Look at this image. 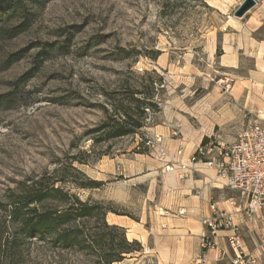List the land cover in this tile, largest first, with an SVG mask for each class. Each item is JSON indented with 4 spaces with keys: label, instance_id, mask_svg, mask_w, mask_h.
Masks as SVG:
<instances>
[{
    "label": "rangeland",
    "instance_id": "1",
    "mask_svg": "<svg viewBox=\"0 0 264 264\" xmlns=\"http://www.w3.org/2000/svg\"><path fill=\"white\" fill-rule=\"evenodd\" d=\"M242 1L40 0L27 13L1 14L3 31L29 19L22 32L0 34V94L12 93L0 105L4 222L19 182L64 169L73 155L83 161L72 164L78 179L97 187L56 185L103 206L106 223L142 247L113 264H233L228 230L203 245L212 203L232 214L255 254L245 200L205 164L242 127L264 124V0L236 17ZM133 98L153 104L140 113L142 127L97 139L93 131L134 108ZM37 259L98 264L94 251L50 248Z\"/></svg>",
    "mask_w": 264,
    "mask_h": 264
},
{
    "label": "trees",
    "instance_id": "2",
    "mask_svg": "<svg viewBox=\"0 0 264 264\" xmlns=\"http://www.w3.org/2000/svg\"><path fill=\"white\" fill-rule=\"evenodd\" d=\"M40 0H0V15L14 14L26 11L30 5L38 4ZM29 19L23 20L8 31L0 27V34L14 36L26 28ZM23 76L22 78H24ZM11 92L0 94V105L11 102ZM136 114L130 105L120 112H115L109 119L93 132H98L101 141L122 137L135 133L142 127L144 108L153 106L148 100L133 98ZM147 105L146 107H144ZM64 169H55L52 173L27 177L19 182L13 194L9 195L10 209L7 212L8 222L0 216V264H43L38 260L41 252L50 248L61 251L83 252L94 251L98 264H113L141 250L137 240H128L125 231L117 225H109L105 221L106 210L98 203L80 200L70 193L63 183L70 180L80 188H95L97 182L92 179L79 180L84 174L73 166V161L83 163L81 159L71 156ZM70 171V177L67 175ZM60 173V175H55ZM71 178V179H67ZM5 206L0 201V212ZM99 217L101 225L87 229L85 220ZM34 252V255H33Z\"/></svg>",
    "mask_w": 264,
    "mask_h": 264
},
{
    "label": "built area",
    "instance_id": "3",
    "mask_svg": "<svg viewBox=\"0 0 264 264\" xmlns=\"http://www.w3.org/2000/svg\"><path fill=\"white\" fill-rule=\"evenodd\" d=\"M181 152V150H179ZM195 162V157L191 158ZM205 164L214 169L218 178L231 191L245 200L243 214L246 226L255 241V250L264 255V124H247L232 143H222ZM212 215L203 217L207 229L203 245H216V233L228 230L225 238L234 256L233 264H245L254 259L246 253L240 229L232 214L210 205Z\"/></svg>",
    "mask_w": 264,
    "mask_h": 264
},
{
    "label": "water",
    "instance_id": "4",
    "mask_svg": "<svg viewBox=\"0 0 264 264\" xmlns=\"http://www.w3.org/2000/svg\"><path fill=\"white\" fill-rule=\"evenodd\" d=\"M255 3V0H243L235 9L233 15L236 17H241L246 11L253 7Z\"/></svg>",
    "mask_w": 264,
    "mask_h": 264
},
{
    "label": "crops",
    "instance_id": "5",
    "mask_svg": "<svg viewBox=\"0 0 264 264\" xmlns=\"http://www.w3.org/2000/svg\"><path fill=\"white\" fill-rule=\"evenodd\" d=\"M250 18H252V16L251 17H248L247 21H250ZM121 222H124V224H126V221H121ZM125 227L127 228L126 225H125ZM244 246L246 247L245 242H244ZM255 251H256L255 254L252 252V250L251 251H248L249 253H252V256L254 257V259L251 260V262H253L252 264H264V255H262V257H261V256H259V252L257 250H255Z\"/></svg>",
    "mask_w": 264,
    "mask_h": 264
},
{
    "label": "bare ground",
    "instance_id": "6",
    "mask_svg": "<svg viewBox=\"0 0 264 264\" xmlns=\"http://www.w3.org/2000/svg\"><path fill=\"white\" fill-rule=\"evenodd\" d=\"M259 67H260V71L259 72L264 73V66L261 64ZM258 87H261V85H258ZM110 220L114 221L115 219L114 218H110Z\"/></svg>",
    "mask_w": 264,
    "mask_h": 264
}]
</instances>
